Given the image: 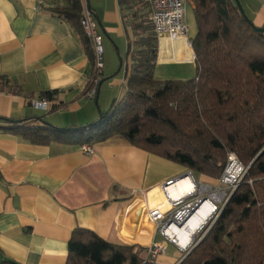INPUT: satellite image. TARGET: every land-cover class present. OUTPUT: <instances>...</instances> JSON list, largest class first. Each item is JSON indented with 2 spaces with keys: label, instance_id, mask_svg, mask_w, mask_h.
Segmentation results:
<instances>
[{
  "label": "crops",
  "instance_id": "1",
  "mask_svg": "<svg viewBox=\"0 0 264 264\" xmlns=\"http://www.w3.org/2000/svg\"><path fill=\"white\" fill-rule=\"evenodd\" d=\"M238 1L252 25L264 29V0ZM56 5L61 0H0V126H6L3 119L30 118L58 128L89 125L107 97L120 100L126 93L133 53L144 51L152 34L147 0H86L106 51L103 83L92 99L87 88L95 64L74 29L52 12ZM190 18L191 24L185 15L192 41L196 26ZM169 63L186 62H156L155 80L161 79L158 65ZM45 92L56 94L47 99ZM41 100L52 103L49 111L33 108ZM188 172L119 138L84 154L81 146L35 145L0 130V264H66L76 229L147 250L161 242L147 210L165 205L162 184ZM165 254L157 264H177L182 257L166 260Z\"/></svg>",
  "mask_w": 264,
  "mask_h": 264
},
{
  "label": "trees",
  "instance_id": "2",
  "mask_svg": "<svg viewBox=\"0 0 264 264\" xmlns=\"http://www.w3.org/2000/svg\"><path fill=\"white\" fill-rule=\"evenodd\" d=\"M192 4V79H154L157 46L150 24L146 49L133 53L136 63L125 95L106 112L98 108L96 121L58 128L39 118L3 119L6 126L0 130L35 145L93 146L119 138L211 181L221 178L233 154L246 172L180 264H264V33L255 32L233 0ZM81 11L80 0H61L52 9L74 29L93 64L91 44L80 29ZM94 79L95 73L87 91ZM55 94L45 92L42 97ZM145 259L143 248L112 245L76 229L66 264H144Z\"/></svg>",
  "mask_w": 264,
  "mask_h": 264
},
{
  "label": "built area",
  "instance_id": "3",
  "mask_svg": "<svg viewBox=\"0 0 264 264\" xmlns=\"http://www.w3.org/2000/svg\"><path fill=\"white\" fill-rule=\"evenodd\" d=\"M80 1L82 5L80 29L89 40L94 53L95 79L92 81L91 89L87 92L88 97L92 99L96 95L103 69V44L98 33V24L94 12L86 5V0ZM147 4L150 14L149 21L157 46L156 62L165 59L173 62L193 63L195 55L192 50V41L188 39V28L185 23L187 5L191 4V0H147ZM32 105L35 109L49 111L52 103L48 100H41L32 103ZM81 150L84 154H90L92 146L83 145ZM230 168L235 170L232 175H230ZM245 172L244 166L238 162L233 154H229L228 164L218 180L219 184L230 185L233 190ZM182 176L168 180L160 186L159 191L164 198L165 205H157L148 209L146 220L153 225L158 236L171 243L178 251L187 253L213 225L223 210L229 195L228 197L225 195L220 197L208 193L210 187L197 181L191 172ZM185 179L190 181V190L172 198L169 190ZM206 205L210 209L207 216L191 234L190 238L192 239L186 248L181 249L172 239L174 237L167 233V230L171 228L179 231L187 230L189 222ZM196 238L198 239L196 240ZM146 249L144 264H157V259L163 256L166 251V247L159 242L149 243Z\"/></svg>",
  "mask_w": 264,
  "mask_h": 264
},
{
  "label": "rangeland",
  "instance_id": "4",
  "mask_svg": "<svg viewBox=\"0 0 264 264\" xmlns=\"http://www.w3.org/2000/svg\"><path fill=\"white\" fill-rule=\"evenodd\" d=\"M121 2L123 0H120ZM140 3V7L143 9L145 6V2L144 1H139ZM191 4L187 5V9H186V14L189 18V24L190 23V17L192 16L193 12L191 9ZM185 14V15H186ZM187 28H189V26L186 24ZM189 32V31H188ZM191 33H188V39L191 38ZM191 40V39H190ZM103 44V62H106V51H105V44L104 42H102ZM108 60V58H107ZM116 60H118V58L116 57ZM116 62V61H115ZM115 62L113 61V63L115 64ZM118 62H116L117 64ZM118 67V66H117ZM117 67L115 68L114 72H116ZM161 70V71H160ZM160 74V75H159ZM119 75V74H118ZM158 75L159 77H161V79L159 81H163V80H182V81H187L192 79L195 76V67L192 63H169V64H162V65H158ZM115 77V76H113ZM121 75L118 77L120 78ZM114 100H117V96L115 98H113ZM112 98H108L107 97V104H105L106 106H103V110L102 108H100L101 111L106 112L112 101ZM196 180L201 182L200 176H196ZM207 186L210 187V190L208 193L210 194H216V196H223L225 195L226 197H228L229 195V191L232 190V187L230 185H220L219 181H211L210 183H205V182H201ZM158 239L161 240V244H163L166 247V254L164 256V258L166 260H176L177 258H179V256H183L186 252L184 253H180L171 243H169L168 241H166L165 239L161 238L160 236H158ZM198 238H196L197 240Z\"/></svg>",
  "mask_w": 264,
  "mask_h": 264
},
{
  "label": "bare ground",
  "instance_id": "5",
  "mask_svg": "<svg viewBox=\"0 0 264 264\" xmlns=\"http://www.w3.org/2000/svg\"><path fill=\"white\" fill-rule=\"evenodd\" d=\"M232 170V171H231ZM235 172L234 169L230 168V175L234 174ZM229 177V176H228ZM191 185L189 179H185L181 182H179L176 186L172 187L169 192L170 196L172 198L178 197L181 194L188 192L190 190ZM209 207L206 205L204 206L190 222H189V227L185 231H179L174 228H171L167 230V233L171 236L174 237L172 239L175 240V242L178 244V246L181 249H185L187 244L190 242L192 238L191 234L194 232V230L198 227L200 223H202V220L205 219L207 216V213L209 212Z\"/></svg>",
  "mask_w": 264,
  "mask_h": 264
},
{
  "label": "water",
  "instance_id": "6",
  "mask_svg": "<svg viewBox=\"0 0 264 264\" xmlns=\"http://www.w3.org/2000/svg\"><path fill=\"white\" fill-rule=\"evenodd\" d=\"M233 2L239 7L241 13L244 15V17L247 19V21L250 22V21L248 20V18L246 17V15L244 14V11H243V9H242V7H241L239 1H238V0H233ZM254 30H255V32H257V33H264V29H261V28H254ZM102 83H103V80H101V81L98 83V87H97V89H99V87H100V85H101ZM182 177H183V176H182ZM189 252H190V251H189ZM189 252H187L177 264H180L181 261H183V260L186 258V256L188 255Z\"/></svg>",
  "mask_w": 264,
  "mask_h": 264
}]
</instances>
